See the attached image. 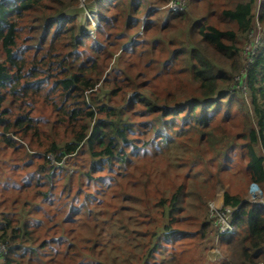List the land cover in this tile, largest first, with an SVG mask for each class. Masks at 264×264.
Returning a JSON list of instances; mask_svg holds the SVG:
<instances>
[{"label":"trees","instance_id":"obj_1","mask_svg":"<svg viewBox=\"0 0 264 264\" xmlns=\"http://www.w3.org/2000/svg\"><path fill=\"white\" fill-rule=\"evenodd\" d=\"M167 1L0 0V264H194L178 244L213 237V198L175 183L174 171L222 140L216 118L233 117L229 87L244 68L242 141L226 135L216 150L227 158L239 144L242 173L264 185V43L249 65L242 59L258 0L162 10ZM75 10L96 13V35ZM177 75L192 88L164 96L156 80ZM228 187L237 230L211 262H264V204Z\"/></svg>","mask_w":264,"mask_h":264},{"label":"rangeland","instance_id":"obj_2","mask_svg":"<svg viewBox=\"0 0 264 264\" xmlns=\"http://www.w3.org/2000/svg\"><path fill=\"white\" fill-rule=\"evenodd\" d=\"M172 0H168L167 3H165L164 5L160 6V8L162 10L166 9L167 7H169V4L171 3ZM175 1V0H174ZM226 0H205L206 3H210L211 6L215 4H222L223 6V2H225ZM262 0H258L257 6L255 8V18H254V26H253V33L251 35V38L249 40V36L247 39V43L245 44L246 47L247 45H252L253 42L256 40L258 35H262L264 38V21H260L257 17L258 15V10L260 8V2ZM85 0H81V3L84 5ZM78 7V5H71V9H76ZM200 7V5L198 6ZM199 14V8L196 9L195 11V15ZM68 15H72L74 17H76V23L77 26L79 28H81V30H89L91 36L92 35H96L95 34V28L98 26V18L96 16V13L94 12H81L79 10H75V11H69ZM89 18V19H88ZM211 22L213 23L215 26H220V27H225L224 23L222 22H218L216 21L214 18H210L208 19V23ZM26 31V30H25ZM24 31V32H25ZM264 43V40H263ZM263 43H261L259 45V47L257 48V51H259V48L263 45ZM23 45H26L25 43H23ZM1 53V51H0ZM120 51L117 53L119 54ZM243 56L242 57L243 61H246V56L247 54L245 53V50L243 52ZM128 57H125L124 59H127ZM116 61V57H113L112 62ZM224 66V65H223ZM222 66V67H223ZM226 67V66H224ZM170 81H173L174 83L171 84ZM235 81V78H234ZM233 82V81H232ZM157 86L160 87L161 89H165L163 91L164 96L167 95V93L169 94V96L173 95V90L175 86H183L184 88H192L191 84H188L185 80L181 78H179V76H173L170 77L169 80L167 81L166 79H163L162 81H160V79L156 80ZM175 84V85H174ZM174 85V86H173ZM106 88H110V87H106ZM232 86L230 85L229 87V91L232 93V95H234L232 97V102H233V109H232V113H233V117L228 118L227 120L225 119V115L223 113H221V116H218L217 119V125L215 127V134L217 135V138L222 139L221 141H216V143L212 146L209 147V141L208 140L206 143L203 144L204 146V150H207V153L203 159V162L195 164L194 168L190 167V165L187 167V169L184 172H176L175 173V183H186L187 185H189V183L192 186V189L194 190H202L204 191V196L205 199L212 197L213 199L210 201V209L208 211V217H210V219L212 220V212H211V205L215 204L217 206H221L224 204V187L228 186V189L232 190V191H238L241 190L244 195L246 196V199L250 202H252L250 200V197H252V194H256L259 193L260 196L264 197V185L259 184L257 182L252 181L251 179H249L244 173H242L243 171L245 172L246 170V162H247V157L244 156V152H242L241 148L239 147V144H236L235 147L236 150L231 149L230 152L228 153V157H221L218 154L219 150H216L217 148L220 147V145H223V137L228 135L231 138H234L237 142L236 143H241L242 139L239 138V135L242 131L243 128V124H244V120L245 117L247 116L248 113V108L246 109H242V104H239L242 101H246L247 103V99L246 97H249V93L248 96H245V94L243 93V84H240V86L234 90H231ZM180 98L179 96L173 97V99L171 101H174L176 99ZM228 99V98H227ZM248 104V103H247ZM228 105V102H225V107ZM40 112L42 114H44L45 112H48L49 110V106L42 102L40 104ZM178 123L181 124L183 123V121L181 120V118H179ZM190 137V138H189ZM189 138V147H191L192 149H195L197 147L196 144V138H195V134L190 135ZM187 139V138H185ZM166 143H163V146H165ZM234 148V147H232ZM152 149V148H151ZM166 149V148H165ZM183 149V148H182ZM181 149V150H182ZM212 149V150H211ZM155 152V151H152ZM259 152L261 154L264 155V149L261 148L259 149ZM150 154V153H149ZM54 162V161H53ZM222 163L225 164V168L228 167H233V169H235L233 171V169H229L228 171L224 170L222 171ZM135 166H140L139 163H136ZM233 171V172H232ZM238 171L240 173H238ZM232 172V173H231ZM231 173V174H230ZM215 179L218 180V182H215ZM215 182V188H211L210 189V185L212 182ZM220 181H223L224 187H222V184L220 183ZM254 184H257V189L254 190L252 187ZM226 185V186H225ZM206 193H209V195L206 196ZM212 194L214 196H212ZM222 196V201L219 202V199ZM196 197H192V199H195ZM212 224L213 227L214 226V220H212ZM216 234L213 235V237L211 236L210 238H203V239H198L196 237L194 238H186L182 241H180L178 244V248L180 251V257L183 259V262H188L187 260L193 262L194 264H213L215 262H211V260H217V258H222V256H217L215 255L211 250L213 247H216L217 245V240H216ZM219 243V242H218ZM205 244H206V249H205ZM208 245V247H207ZM202 246V248H201ZM210 247V248H209ZM207 254V256H206ZM209 260H208V258ZM158 259H161V256H158ZM262 263V262H260ZM216 264V263H215Z\"/></svg>","mask_w":264,"mask_h":264},{"label":"built area","instance_id":"obj_3","mask_svg":"<svg viewBox=\"0 0 264 264\" xmlns=\"http://www.w3.org/2000/svg\"><path fill=\"white\" fill-rule=\"evenodd\" d=\"M186 4V0H172L171 3L169 4V7L172 9H178V8H183ZM253 33V29L251 32L248 34L249 40L251 38V35ZM263 36L258 35L256 40L253 42L252 45H247L245 50V53L247 54L246 56V61L245 64L246 66L249 65L255 58L257 54V48L261 43H263ZM245 73V68L241 70V73L238 74L235 77L234 83L231 85L232 88L231 90H234L235 88L237 89L240 84H243V93L245 96H248V90L246 87V81L243 80V75ZM245 79V78H244ZM51 158H53L51 156ZM54 160V158H53ZM254 190L257 189V184H254L252 187ZM250 200L253 202H258V203H264V197L260 196L259 193L252 194V197H250ZM211 216L212 220H214V226H215V234H216V240H217V245L216 247L212 248V252L217 255V256H222V252L220 248L218 247V242L219 239L225 235V234H233L236 232L237 228L235 224L233 223V212L234 208L230 206H225L224 204L221 206H217L215 204L211 205ZM6 250V244H0V253ZM259 264H264V262L259 263Z\"/></svg>","mask_w":264,"mask_h":264},{"label":"bare ground","instance_id":"obj_4","mask_svg":"<svg viewBox=\"0 0 264 264\" xmlns=\"http://www.w3.org/2000/svg\"><path fill=\"white\" fill-rule=\"evenodd\" d=\"M222 199H223V198H222V196H221V198L219 199V202H221V201H222Z\"/></svg>","mask_w":264,"mask_h":264},{"label":"clouds","instance_id":"obj_5","mask_svg":"<svg viewBox=\"0 0 264 264\" xmlns=\"http://www.w3.org/2000/svg\"><path fill=\"white\" fill-rule=\"evenodd\" d=\"M253 202V201H252ZM258 203V202H257ZM264 204V203H263Z\"/></svg>","mask_w":264,"mask_h":264}]
</instances>
